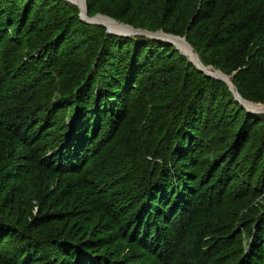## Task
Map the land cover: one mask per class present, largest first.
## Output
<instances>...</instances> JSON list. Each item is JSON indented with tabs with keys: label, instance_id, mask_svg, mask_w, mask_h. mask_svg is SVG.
Masks as SVG:
<instances>
[{
	"label": "trees",
	"instance_id": "obj_1",
	"mask_svg": "<svg viewBox=\"0 0 264 264\" xmlns=\"http://www.w3.org/2000/svg\"><path fill=\"white\" fill-rule=\"evenodd\" d=\"M102 2L264 104V0ZM80 14L0 0V264H264V115Z\"/></svg>",
	"mask_w": 264,
	"mask_h": 264
},
{
	"label": "water",
	"instance_id": "obj_2",
	"mask_svg": "<svg viewBox=\"0 0 264 264\" xmlns=\"http://www.w3.org/2000/svg\"><path fill=\"white\" fill-rule=\"evenodd\" d=\"M66 1L78 6L76 3H73L70 0H66ZM83 2L86 5V8H85L86 9V11H85L86 15L84 16L82 11H81L80 16H81L82 21H84V22H86L88 24H91V25H96V26H100V27L106 28L107 29V34H110V35H118V36H121V37L145 36V37L150 38V39H154V40H157V41H160V42H164V43L173 45L175 47V49L179 50L184 56H186L188 58L189 62L197 69V71H199L200 73L205 74L207 77H210V78H213V79H216L218 81H221V82L225 83L230 88V90L233 93V95H234L235 99L237 100V102H239L240 105L246 109L248 114L264 115V104L253 103V102H250V101L242 98V96L240 95V93L238 91L236 93V91H235L236 87L234 89V87L224 79V78H228V79L233 80V77H234L235 74H233L232 76H229V75L223 73L221 70H218V69H215V68L209 66L208 68H212V69L217 70L219 73L222 74V76H224V78L213 76V75L209 74L206 71V67H204L203 65H201L202 67H200L185 52H183L180 48H177L172 42L168 41L169 38L178 39V40L184 42L187 46L191 47L192 50L194 51L193 47L187 42L186 37H179V36L169 35V34H166L163 31L150 32V31L144 30V29H135L134 27H132L130 25L118 22V21H116V20H114V19H112L110 17L103 16V15H97L96 17L91 18V17L88 16L87 0H83ZM79 9H80V7H79ZM99 18L107 19L110 22L114 23L115 25L122 27V29L124 30L125 33L124 32L111 31V29L107 25H104V24L99 23L97 21ZM196 55L199 58V61L201 62V59H200L199 55L198 54H196ZM246 104L253 105V106H258V107H260V109H254V110L250 109V108L247 107Z\"/></svg>",
	"mask_w": 264,
	"mask_h": 264
},
{
	"label": "bare ground",
	"instance_id": "obj_3",
	"mask_svg": "<svg viewBox=\"0 0 264 264\" xmlns=\"http://www.w3.org/2000/svg\"><path fill=\"white\" fill-rule=\"evenodd\" d=\"M71 2H73V3H76L79 7H80V9H81V11H82V13H83V15L85 16L86 15V13H85V11H86V5H85V3L83 2V0H70ZM74 5V4H73ZM76 6V5H75ZM77 6V7H78ZM99 23H102V24H104V25H107L110 29H111V31H114V32H124V30L122 29V27H120V26H117V25H115L114 23H112V22H110L109 20H107V19H103V18H99L98 20H97ZM112 28H117V29H115V30H113ZM125 33V32H124ZM168 41H170V42H172L177 48H180L183 52H185L192 60H194L195 61V63L196 64H198L200 67H202L201 65H203V63H201L200 61H199V58L197 57V55H195L196 57L195 58H193V56H191L190 55V53L188 52V49H190L191 51H193L192 50V48L191 47H189V46H187L184 42H182V41H180V40H178V39H171V38H169L168 39ZM195 51V50H194ZM195 54H197V53H195ZM204 66V65H203ZM204 67H206V66H204ZM206 71L209 73V74H211V75H213V76H217V77H221V78H224V76H222V74L221 73H219L217 70H215V69H212V68H208V67H206ZM227 82H228V78H224ZM228 83H230V82H228ZM231 84V83H230ZM247 105V107L248 108H250V109H260V107H258V106H253V105H249V104H246ZM249 106H251V107H249Z\"/></svg>",
	"mask_w": 264,
	"mask_h": 264
},
{
	"label": "rangeland",
	"instance_id": "obj_4",
	"mask_svg": "<svg viewBox=\"0 0 264 264\" xmlns=\"http://www.w3.org/2000/svg\"><path fill=\"white\" fill-rule=\"evenodd\" d=\"M80 12H81V10H80ZM97 15L107 16V17H110V18L116 20L115 18L111 17V15H114V13H113V9H112L111 5L109 4V2H102V3H100L99 6H98V8H97V10L93 14V16H91V18L96 17ZM112 29L115 30L117 28H112ZM188 52L190 53L191 50L188 49ZM206 67H208V66H206ZM228 82H230V79H228ZM231 85H232V83H231ZM249 107H251V106H249ZM258 204H259V207L262 208V211H264V200L262 198L259 200Z\"/></svg>",
	"mask_w": 264,
	"mask_h": 264
}]
</instances>
